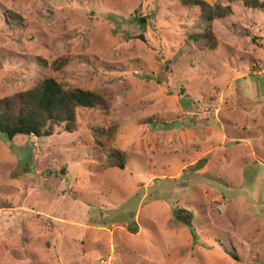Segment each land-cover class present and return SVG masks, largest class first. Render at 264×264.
<instances>
[{
	"label": "rangeland",
	"instance_id": "rangeland-1",
	"mask_svg": "<svg viewBox=\"0 0 264 264\" xmlns=\"http://www.w3.org/2000/svg\"><path fill=\"white\" fill-rule=\"evenodd\" d=\"M205 1L232 10L213 50L179 0H0V97L95 90L127 153L102 166L91 110L74 132L0 133V264H264V0Z\"/></svg>",
	"mask_w": 264,
	"mask_h": 264
},
{
	"label": "trees",
	"instance_id": "trees-1",
	"mask_svg": "<svg viewBox=\"0 0 264 264\" xmlns=\"http://www.w3.org/2000/svg\"><path fill=\"white\" fill-rule=\"evenodd\" d=\"M240 1L248 8H262L259 0ZM179 2L182 6L197 11L190 32L186 34L187 40L200 41L201 50L215 49L218 41L211 30V24L214 20L231 14V7L219 2L210 4L205 0ZM6 14L11 22L18 23L21 20L14 12L7 11ZM39 60L46 64L43 59ZM64 65L65 58H57L50 66L54 70H60ZM82 110H91L95 114L93 121L99 120L101 123L91 125L90 128L101 154L102 166L124 168L127 153L113 145L117 126L103 125L112 119L110 100L95 90L70 86L53 77H43L29 89L0 97V133L11 139L16 135L50 136L56 130L74 132L80 127L77 111ZM173 213L177 219L190 225L191 213L182 208L179 211L174 210ZM225 252L235 259L238 258L234 251L225 249Z\"/></svg>",
	"mask_w": 264,
	"mask_h": 264
}]
</instances>
